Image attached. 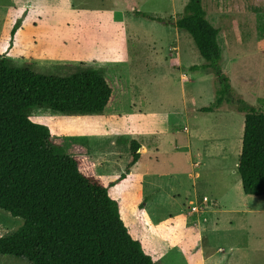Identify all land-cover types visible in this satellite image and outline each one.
Listing matches in <instances>:
<instances>
[{"label":"rangeland","instance_id":"obj_1","mask_svg":"<svg viewBox=\"0 0 264 264\" xmlns=\"http://www.w3.org/2000/svg\"><path fill=\"white\" fill-rule=\"evenodd\" d=\"M187 2L0 0V59L43 75L88 68L104 77L112 94L103 113L34 108L29 118L83 174L103 179L155 264H264V196L245 195L237 172L240 103L264 114V0H201L230 86L210 112L202 109L219 87L213 70L186 32L164 23ZM131 141L140 157L129 167ZM22 225L0 210V238ZM0 264L30 263L0 256Z\"/></svg>","mask_w":264,"mask_h":264},{"label":"trees","instance_id":"obj_2","mask_svg":"<svg viewBox=\"0 0 264 264\" xmlns=\"http://www.w3.org/2000/svg\"><path fill=\"white\" fill-rule=\"evenodd\" d=\"M164 23L190 36L203 68H211L218 80L215 100L203 112L219 108L230 86L221 70L219 32L207 21L201 0H188L181 16ZM111 94L93 69L58 77L0 59V210L23 220L16 232L0 238V256L30 264H155L125 228L103 179L83 174L79 161L52 142L47 127L29 118L34 108L68 116L101 114ZM240 104L244 124L237 172L245 195L264 196V114ZM139 148L130 142L129 167L139 160Z\"/></svg>","mask_w":264,"mask_h":264},{"label":"built area","instance_id":"obj_3","mask_svg":"<svg viewBox=\"0 0 264 264\" xmlns=\"http://www.w3.org/2000/svg\"><path fill=\"white\" fill-rule=\"evenodd\" d=\"M202 201H203V202L206 201V198H203ZM194 210H196V208H195V207H192V208H191V211H194Z\"/></svg>","mask_w":264,"mask_h":264}]
</instances>
